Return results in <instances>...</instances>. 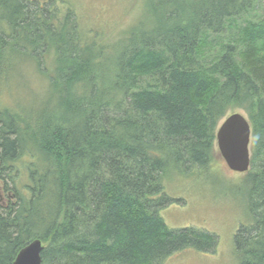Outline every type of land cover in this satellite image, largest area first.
<instances>
[{"label":"trees","instance_id":"trees-1","mask_svg":"<svg viewBox=\"0 0 264 264\" xmlns=\"http://www.w3.org/2000/svg\"><path fill=\"white\" fill-rule=\"evenodd\" d=\"M257 1L157 0L154 24L109 57L96 44L76 43L70 10L58 24L37 0H0V91L18 58H32L23 44L41 58L53 47L56 101L52 112L0 102V180L8 194L0 201V264H13L37 238L43 264H162L188 247L215 252V234L167 225L160 210L175 199L163 179L169 168L207 169L218 124L233 106L252 125L245 178L252 222L237 231L235 248L239 264H264V14ZM24 160L26 184L18 181Z\"/></svg>","mask_w":264,"mask_h":264},{"label":"rangeland","instance_id":"rangeland-1","mask_svg":"<svg viewBox=\"0 0 264 264\" xmlns=\"http://www.w3.org/2000/svg\"><path fill=\"white\" fill-rule=\"evenodd\" d=\"M37 1L45 8L46 15H49V10L52 12L50 14L55 13L58 24L66 20V14L70 10L76 23L72 32L76 43L96 44L97 47H103L109 57L115 55L123 39L135 31L150 27L156 19L151 10L157 0ZM256 12L264 14V0L257 1ZM241 17L245 22L246 16ZM25 49L32 58H18L19 63L13 70L15 72L7 81L8 87H3L0 91V102L16 109L22 108V111L48 108L52 112L56 109L53 88L50 85L55 50L53 47L46 50L41 58V50L35 54L30 46L23 44V50ZM36 56L44 60L45 65L40 67L41 70L37 67L36 60L34 61ZM42 70L48 72L47 76ZM235 112L248 117L246 110L236 106L231 107L227 115ZM24 164L25 160L18 162L20 173ZM23 173L18 181L26 184L29 179ZM246 175L247 172H237L228 167L217 142L213 160L207 169L177 172L169 168L163 179L164 193L175 201L162 208L160 215L172 229L191 227L215 234L218 245L215 252H204L192 247L182 249L167 257L162 264H239L235 235L242 225L252 222L246 195ZM0 187L4 191L5 186L1 180ZM5 194L7 195L6 192ZM1 199L0 197V201Z\"/></svg>","mask_w":264,"mask_h":264},{"label":"water","instance_id":"water-1","mask_svg":"<svg viewBox=\"0 0 264 264\" xmlns=\"http://www.w3.org/2000/svg\"><path fill=\"white\" fill-rule=\"evenodd\" d=\"M218 149L231 170L247 172L251 164L252 125L240 112L226 115L216 131ZM41 239H34L18 253L13 264H43Z\"/></svg>","mask_w":264,"mask_h":264},{"label":"flooded vegetation","instance_id":"flooded-vegetation-1","mask_svg":"<svg viewBox=\"0 0 264 264\" xmlns=\"http://www.w3.org/2000/svg\"><path fill=\"white\" fill-rule=\"evenodd\" d=\"M0 189L3 190V188H1V187H0ZM7 195H8V194H7ZM7 195L5 194L4 191H1V190H0V197L2 198L1 200H2L3 202H5L4 200L7 199ZM5 196H6V198H5Z\"/></svg>","mask_w":264,"mask_h":264},{"label":"bare ground","instance_id":"bare-ground-1","mask_svg":"<svg viewBox=\"0 0 264 264\" xmlns=\"http://www.w3.org/2000/svg\"><path fill=\"white\" fill-rule=\"evenodd\" d=\"M19 252H20V251H19ZM19 252H18V253H19ZM17 255H18V254H17ZM16 257H17V256H16ZM15 259H16V258H15ZM14 261H15V260H14Z\"/></svg>","mask_w":264,"mask_h":264}]
</instances>
